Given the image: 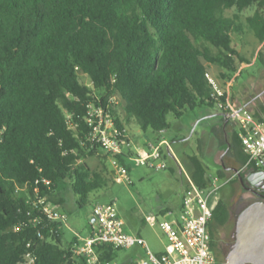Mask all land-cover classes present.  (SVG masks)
Returning a JSON list of instances; mask_svg holds the SVG:
<instances>
[{
    "label": "trees",
    "instance_id": "1",
    "mask_svg": "<svg viewBox=\"0 0 264 264\" xmlns=\"http://www.w3.org/2000/svg\"><path fill=\"white\" fill-rule=\"evenodd\" d=\"M247 28L264 42V0H0V264H86L73 251L77 239L65 246L62 222L44 207L66 180L80 206L108 188L87 160L108 158L92 139L88 104L111 113L121 130L136 123L156 132L170 128V114L218 107L207 73L221 68L227 80L239 70L247 59L234 36ZM230 148L244 166L238 132ZM201 153L199 146L186 163L205 189ZM217 175L226 177L222 168ZM230 216L220 199L211 238ZM120 249L98 247L110 261Z\"/></svg>",
    "mask_w": 264,
    "mask_h": 264
},
{
    "label": "rangeland",
    "instance_id": "2",
    "mask_svg": "<svg viewBox=\"0 0 264 264\" xmlns=\"http://www.w3.org/2000/svg\"><path fill=\"white\" fill-rule=\"evenodd\" d=\"M254 11V7L246 10L243 20L247 14ZM235 9L227 10L226 15L233 14ZM234 41L241 54L251 64L241 68V74L237 75L236 82L248 83L243 89H248L249 94L260 95L264 93V42H260L256 36L247 28L242 35H235ZM210 71L219 76L218 68L212 67ZM209 71V72H210ZM235 74V73H234ZM233 74V75H234ZM252 80V81H251ZM225 82V81H224ZM224 84V83H223ZM242 88H240V92ZM246 95V92L244 93ZM120 102L119 98H116ZM262 100V99H260ZM218 109L216 107L199 106L193 110H188L184 115L177 119L172 114L169 115L170 128L164 130L165 136L173 145L172 154L167 155L168 167L165 169H154L146 164L135 165L130 158H125L129 172L127 176L132 179V184L126 180L113 179L116 172L109 158H101L100 155L87 158L91 166L98 171H103L108 179V189H101L99 192L91 194L90 201L84 206L77 202V196L72 189L69 181H63L56 194L64 198V203L56 205L58 212L62 215L60 230L63 234L65 246L72 244L76 239L87 238L91 233L93 223V208L95 204L115 201L118 212L124 219L125 228L128 232L140 235L153 252L165 250L168 238L159 225L151 226L145 221L147 214H154L158 219H171L178 215L184 188L188 185L186 175L180 174L179 157L182 162L188 160V155L198 153L201 142L205 163L214 170L221 163V155L226 150V144L219 143L215 135L205 138L211 133L213 122L217 120ZM127 125L130 130L131 141L126 143L125 150L133 146L137 151L146 145L150 140L157 138V132L152 129L142 130L136 123ZM205 156V157H204ZM231 176V171L227 172ZM236 178L232 190L231 183L209 197L208 203L214 208L220 199H225L232 203L231 220L221 229V235L225 241L231 243L232 235L236 233L237 218L241 213V200L233 199V195L239 186ZM239 189V188H238ZM248 199L253 200L246 194ZM230 197V198H229ZM239 209V210H238ZM171 211V213H169ZM236 221V224H234ZM235 235V234H234ZM146 250L136 244L130 248H123L115 252L112 260L113 264H134V260L146 257ZM221 261L228 263L227 253L222 256Z\"/></svg>",
    "mask_w": 264,
    "mask_h": 264
},
{
    "label": "built area",
    "instance_id": "3",
    "mask_svg": "<svg viewBox=\"0 0 264 264\" xmlns=\"http://www.w3.org/2000/svg\"><path fill=\"white\" fill-rule=\"evenodd\" d=\"M209 80L215 88L218 107L227 118L237 121L239 135L249 158L243 168L253 162H259L264 157V118L256 117L247 108H240L230 98V83L222 86L210 72ZM116 99V97L114 98ZM88 123L91 127L92 139L102 146L108 155L116 172L117 180H126L132 184V179L127 176L129 166L121 162L117 156L130 158L135 165L146 164L154 169H165L168 163L164 157V140L148 142L146 149L139 151L138 155L127 154L125 145L128 143L127 128L120 129L111 113L102 106L88 104ZM220 178L210 174V184L207 188H200L191 178L189 189L184 193L182 206L178 215L171 219H158L152 213L145 219L151 226L159 225L168 238L165 251L157 254L151 251L146 241L137 235L124 230V219L119 215L115 201L97 204L93 208L96 224L87 238L77 239L73 243V251L81 256L86 264H113L110 260L101 258L98 247L110 244L115 248H130L136 244L146 249L147 256L137 261V264H218L211 241L209 222L213 215V208L208 200L212 194L218 193L237 174ZM44 202L45 198L40 199ZM44 211L53 219L60 220L62 215L51 202H47ZM171 213V212H169Z\"/></svg>",
    "mask_w": 264,
    "mask_h": 264
},
{
    "label": "crops",
    "instance_id": "4",
    "mask_svg": "<svg viewBox=\"0 0 264 264\" xmlns=\"http://www.w3.org/2000/svg\"><path fill=\"white\" fill-rule=\"evenodd\" d=\"M252 62H249L248 60L246 62H243V64L240 66L239 70L237 72H235V74L230 78V79H222L220 78L219 76L217 75H214L211 71V75L216 78L218 80V82L226 87L228 83H230V87H229V91H230V98H231V101L239 106L240 108H247L249 109L251 112H253V114L258 117V118H264V93L260 94V95H254L252 96L254 93H250L249 94V90L248 89H243L244 85L245 84H248V83H241V82H236L237 80V75L238 74H241V68L251 64ZM218 68V67H216ZM220 71H223L221 68H218V72L220 74ZM225 81V82H224ZM252 81V80H251ZM224 83V84H223ZM250 85V84H248ZM251 86V85H250ZM240 88H242L241 92H240ZM246 92V95H244V93ZM262 99V100H260ZM216 107V106H215ZM218 109V117H217V120H215L212 125V128H211V133H208L204 139L206 138H209L211 135H215V138H217L219 141V143H223L221 145H225L226 144V150L224 151L225 155H226V158L227 161H228V165H235L236 168H230V170H228L227 167H225L223 164H222V160H221V163L219 164V166H217L214 170H211V168H209V171H208V177L210 174H215L217 175V170L219 168H222L225 173H226V177L228 176L227 172L228 171H231V174H233L234 172H236V170H238V168L240 167H244V166H241L240 162L236 159V157L233 155V153H231V141L233 139V135L235 132H238L239 133V124L237 123V121L233 120V119H229L226 117V115L224 114L223 111H221L218 107H216ZM133 125V124H132ZM135 125V123H134ZM133 125V127H134ZM126 128H127V125H126ZM128 130V129H127ZM130 130H128V135H129V142L131 141V135H130ZM158 138H160L161 140H164L165 142L163 143V148H164V152H165V159L167 161V155L168 154H172V152H174L173 150V145L171 144V141L165 136V133L164 131L162 132H157V138H154L152 140H150L149 142H152V141H158ZM128 142V143H129ZM201 142L200 141V144L199 146L201 147L202 149V146H201ZM148 143V142H147ZM146 143V145H147ZM146 145L143 146V147H140L138 149V151H143L144 149H146ZM128 151L125 150V152L129 155V154H137V151L134 150L133 146H129V148L127 149ZM173 155V154H172ZM204 155V150L202 149V153H201V156ZM205 157V156H204ZM109 158V157H108ZM109 161L111 162L110 158H109ZM177 161L179 163V170H180V174H184L186 175L187 179H188V185L184 188V192H183V195L184 193H186V191L189 189V186H190V171H189V167L185 162H182L181 159L178 157L177 158ZM112 164V163H111ZM241 169V168H240ZM116 175L114 176L113 179H116ZM192 179V178H191ZM117 180V179H116ZM108 189V188H107ZM60 197L59 195L55 194V197H54V200H51V204L56 207V205H59L61 203L60 201ZM182 200H183V196H182ZM108 203V202H107ZM98 204H102L101 202L98 203ZM97 205V204H95ZM182 206V201L180 203V208ZM118 209V208H117ZM180 210V209H179ZM171 212V211H170ZM119 213V212H118ZM120 215V214H119ZM146 217V216H145ZM145 219V218H144ZM146 221V219H145ZM147 222V221H146ZM96 224V221H95V217L93 215V223L91 225V232L93 230V227L94 225ZM124 230L127 232V233H130V234H133V235H136L134 233H131V232H128L127 229L125 228V224H124ZM91 234V233H90ZM137 236H140V235H137ZM135 246V245H134ZM140 247H142L140 245ZM144 248V247H142ZM145 249V248H144ZM146 250V249H145ZM165 250H162L160 252H157V254H160L162 252H164ZM156 253V252H155ZM147 254V252H146ZM139 260V259H138ZM138 260H134V264H137V261Z\"/></svg>",
    "mask_w": 264,
    "mask_h": 264
},
{
    "label": "water",
    "instance_id": "5",
    "mask_svg": "<svg viewBox=\"0 0 264 264\" xmlns=\"http://www.w3.org/2000/svg\"><path fill=\"white\" fill-rule=\"evenodd\" d=\"M236 241L228 264H264V200L247 206L238 216Z\"/></svg>",
    "mask_w": 264,
    "mask_h": 264
},
{
    "label": "flooded vegetation",
    "instance_id": "6",
    "mask_svg": "<svg viewBox=\"0 0 264 264\" xmlns=\"http://www.w3.org/2000/svg\"><path fill=\"white\" fill-rule=\"evenodd\" d=\"M227 159L228 158H226L225 153H223L221 155L222 164L225 167H227L228 170H230V168H236L235 165H228ZM240 168H238L239 172L234 177L236 178L235 182L238 181L239 183L238 186L239 189L238 188L236 189L237 191H235L233 195L234 197L233 199H238V200L242 199L239 208L242 209L243 211L247 206H249L251 203L255 202L256 200L259 199L264 200V157H262L257 163V165L254 167H246V168L240 167ZM232 181L233 180H231L230 183ZM231 185L233 190L235 188L234 183H231ZM246 194H249V197H252L253 200L251 199L249 200ZM227 203L231 214L232 203H230V201H227ZM230 220H231V216L226 224L216 225L212 227L213 237L211 244L215 252L217 261L221 260L222 256H224L226 253L228 257L231 247L236 241V235H234L236 234L235 232L232 235L233 241L231 243L225 241V239L221 235L222 233L221 229H223V227L226 226ZM234 224H236V221H234Z\"/></svg>",
    "mask_w": 264,
    "mask_h": 264
}]
</instances>
